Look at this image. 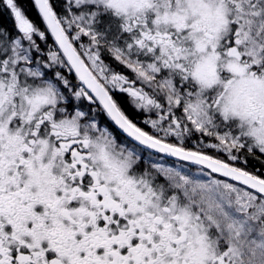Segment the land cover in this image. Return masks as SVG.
Instances as JSON below:
<instances>
[{
	"label": "snow or ice",
	"instance_id": "1",
	"mask_svg": "<svg viewBox=\"0 0 264 264\" xmlns=\"http://www.w3.org/2000/svg\"><path fill=\"white\" fill-rule=\"evenodd\" d=\"M0 0V264H264V0Z\"/></svg>",
	"mask_w": 264,
	"mask_h": 264
},
{
	"label": "trees",
	"instance_id": "2",
	"mask_svg": "<svg viewBox=\"0 0 264 264\" xmlns=\"http://www.w3.org/2000/svg\"><path fill=\"white\" fill-rule=\"evenodd\" d=\"M20 3H21L26 9H28V14H29L30 17H32V16L35 15L34 10H32V9L29 7L28 0H20Z\"/></svg>",
	"mask_w": 264,
	"mask_h": 264
}]
</instances>
